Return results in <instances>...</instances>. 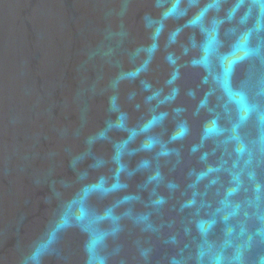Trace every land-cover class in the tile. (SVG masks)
<instances>
[{"label":"water","instance_id":"obj_1","mask_svg":"<svg viewBox=\"0 0 264 264\" xmlns=\"http://www.w3.org/2000/svg\"><path fill=\"white\" fill-rule=\"evenodd\" d=\"M0 264H264V0H0Z\"/></svg>","mask_w":264,"mask_h":264},{"label":"clouds","instance_id":"obj_2","mask_svg":"<svg viewBox=\"0 0 264 264\" xmlns=\"http://www.w3.org/2000/svg\"><path fill=\"white\" fill-rule=\"evenodd\" d=\"M49 242H51V241H49ZM39 255V250L37 251V253L34 255V258H36V256H38Z\"/></svg>","mask_w":264,"mask_h":264}]
</instances>
